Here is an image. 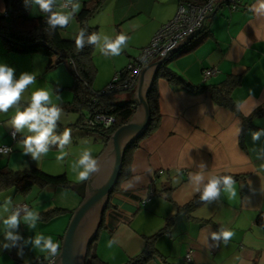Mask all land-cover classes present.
Listing matches in <instances>:
<instances>
[{
    "label": "crops",
    "instance_id": "crops-1",
    "mask_svg": "<svg viewBox=\"0 0 264 264\" xmlns=\"http://www.w3.org/2000/svg\"><path fill=\"white\" fill-rule=\"evenodd\" d=\"M85 1L79 0L80 7ZM179 2L104 1L91 18L97 17L99 22L95 25L89 22V25L96 27L101 36L113 38L117 34H126L128 41L119 56L106 57L111 63V72L99 76L100 70L95 66L94 90L107 86L111 75L123 69L141 48L149 44L155 31L173 18ZM255 3L256 0H239L238 8L233 11L219 6L204 21L207 34L203 40L169 63L171 70L194 86L218 87L229 78H236L238 83L230 93L231 106L215 103L207 89H192L183 82L157 79L159 124L129 153V174L118 183L116 179L92 235L96 238L90 247L91 254L104 264H124L143 250L151 236L158 254L146 264H262L264 261V159L257 158L254 151L264 147V136L255 142L251 138L252 131L264 128V113H255L264 106V16L249 11ZM30 14L34 18L43 13L32 6L28 10ZM0 16L7 17L4 0H0ZM78 30L79 23L74 17L62 35L73 38ZM5 40L0 32V63L14 67L16 77L28 72L36 76L35 83H44L45 79L44 88L52 93L53 101L58 105L73 100L74 77L68 63L48 66V56L11 49ZM208 68H214L216 73L203 80L202 71ZM31 88L30 85L22 96L21 108L26 106ZM111 100L114 103L129 100L136 112L137 104L131 98V90L117 94ZM14 113L15 108H12L8 113L0 114V146L11 148L7 154L0 153V170L17 173L37 168L50 175L64 174L71 185L65 189L32 184L22 191L1 180L0 210L8 199L14 206L25 203L39 213V220L34 230L21 224L20 234L25 238L37 233L51 236L61 248L72 214L83 201L71 188L82 183L75 179L71 164L83 149H91L97 159L108 143L104 146L99 134L75 125L79 112L63 110L57 133H62L65 128L71 130V143L65 149L69 155L63 162H58V149L53 146L47 155L34 161L23 153L22 140L28 133H17L15 139L10 135L12 129L7 126V121ZM242 117L250 118V121L245 123ZM238 129H241L239 135ZM201 162L209 172L232 175L237 195L229 198L222 191L218 201L202 202L185 209V205L199 194L193 192L189 174L196 172ZM150 190L154 195L142 204ZM107 202L109 207L103 213ZM55 209L61 211L50 218L45 216ZM102 215V226L99 227ZM221 227L233 231L234 235L226 245L221 242L217 247L211 241L210 233ZM0 240H3L2 225ZM109 241L114 243L109 246ZM187 251L191 253L190 263L184 260ZM40 256L45 255L30 248H25L23 257L17 255L15 248L0 250V264H24ZM86 261L89 259L84 260V264Z\"/></svg>",
    "mask_w": 264,
    "mask_h": 264
},
{
    "label": "clouds",
    "instance_id": "clouds-1",
    "mask_svg": "<svg viewBox=\"0 0 264 264\" xmlns=\"http://www.w3.org/2000/svg\"><path fill=\"white\" fill-rule=\"evenodd\" d=\"M24 3L28 8L38 7L39 11L46 15L49 32H54L57 28H67L80 9L79 0H61L59 3L58 0H24ZM249 11L258 16H264V0H256ZM86 33V28H80L74 36L77 50H83L86 45H93L104 56H119L128 41V36L123 33L115 38L107 35L101 36L96 32ZM15 71L14 67L0 63V114H6L9 109L15 108V113L7 121V126L13 130L14 136L16 133H28L22 140L24 155L30 156L34 161H39L47 155L51 147L55 146L58 149L56 160L63 162L69 155L65 149L71 143L72 136L68 128H65L62 133H57L63 109L53 101L50 92L43 88L32 91L30 98L26 101V106L21 108L22 96L28 87L35 83L36 76L22 72L19 77H16ZM240 131L241 129L237 130V135ZM261 136H264V128L251 132L254 142L260 140ZM254 151L257 158L264 159V147ZM71 170L77 181H88L94 173L99 171V162L93 157L91 149H83L79 157L72 162ZM177 172H180V169H177ZM136 180H139V177H136ZM189 182L193 192L199 193L200 200L206 203L218 201L222 191L228 194L229 198H235L237 195L236 181L232 175H217L209 172L203 162L198 165L196 172L189 174ZM38 220L39 213L29 206H14L11 199L5 201L0 210V225H2L3 233L0 250L15 248L17 255L23 257L25 248H30L44 254L45 259L57 257L60 253V244L51 236L37 233L25 238L20 234L21 224L34 230ZM233 235V231L223 227L210 233L211 241L217 247L221 242L226 245ZM207 239L206 237L205 240ZM112 243L114 241H109V246ZM49 264H53L52 260Z\"/></svg>",
    "mask_w": 264,
    "mask_h": 264
},
{
    "label": "trees",
    "instance_id": "trees-1",
    "mask_svg": "<svg viewBox=\"0 0 264 264\" xmlns=\"http://www.w3.org/2000/svg\"><path fill=\"white\" fill-rule=\"evenodd\" d=\"M104 1L105 0H87L82 3L78 13L75 15L79 23V29L86 28V34H91L92 32L97 33V28L89 25V19L101 8ZM4 2L7 9V17L0 16V32L7 39L5 40V43L11 49L24 52L35 51L48 56L50 58L48 66H53V64L58 62L68 63L71 74L74 77V82L71 86V89L74 92V98L71 102L64 103L59 106L65 111L79 112L80 116L75 125L79 124L81 128L99 134L103 138L105 146L108 143L111 134L117 128L126 124L135 112V107L129 100H125L121 103H114L111 100L117 94H126L129 91L104 90L106 86L102 89L94 90L92 84L96 75V67L93 61V51L95 46L86 45L83 50H77L75 47L74 37L67 38L62 35L65 28H57L54 32H49L47 30L48 26L46 24L45 14L34 18L29 17V8L25 7L24 0H4ZM196 34V38H192L187 45L178 49L158 65L154 80L152 81L146 94L150 117L149 123L147 127L140 132L123 150L121 168L117 177V183L120 179L129 174V153L138 146L140 140L151 134L159 124L160 114L158 91L156 86L158 78L162 77L167 81L174 83L183 82L192 89H207L215 103L222 106H231L229 103L230 93L238 83L236 78H229L218 87L210 85L194 86L169 68L170 61L199 44L207 33L205 32V28H203ZM143 48L140 49L139 54ZM139 54L137 56H139ZM124 68L118 72L122 73ZM95 113H104L109 115L113 118V122L109 126L96 122L92 125L87 124V120L91 119ZM255 113L263 114L264 106ZM242 119L245 123L250 121V118L247 117H242ZM1 180L5 181L7 185H16L17 188H20L22 191L29 189L32 184L51 185L65 189L69 188L71 185V182L64 174L50 175L37 168H33L27 172L17 173L0 170V181ZM202 202L203 201L200 200L198 194L191 202L186 204L184 208L191 209L198 206ZM108 207L109 205L107 202L103 213ZM60 211L61 210L55 209L45 214V216L50 218ZM102 219L103 215L100 220L99 227L102 226ZM95 238L96 235L92 238L87 247L86 259H89V261H86L87 263L85 262V264H104V262L95 254H91L90 247ZM152 239L153 236L147 238L143 250L137 255L128 258L124 264H146L151 259L156 257L158 253L153 245ZM38 259L47 260L45 259V256H40L35 258L33 261L26 262L24 264H31Z\"/></svg>",
    "mask_w": 264,
    "mask_h": 264
},
{
    "label": "water",
    "instance_id": "water-1",
    "mask_svg": "<svg viewBox=\"0 0 264 264\" xmlns=\"http://www.w3.org/2000/svg\"><path fill=\"white\" fill-rule=\"evenodd\" d=\"M197 29H194L189 35L185 34L166 53L149 61L140 70L135 88L131 90V98L137 104L135 114L130 121L111 134L105 150L97 158L99 171L94 173L88 181L71 187L83 198V201L72 214L62 239L60 253L52 261L53 264H84L87 246L96 231L103 205L119 174L123 150L149 123L146 92L154 71L157 65L169 55L182 48Z\"/></svg>",
    "mask_w": 264,
    "mask_h": 264
},
{
    "label": "built area",
    "instance_id": "built-area-1",
    "mask_svg": "<svg viewBox=\"0 0 264 264\" xmlns=\"http://www.w3.org/2000/svg\"><path fill=\"white\" fill-rule=\"evenodd\" d=\"M238 3L239 0H197L179 2L173 18L155 32L149 44L141 50L139 56L126 65L122 73L117 72L114 74L113 80L104 90H132L136 85L140 70L149 61L166 53L178 43L185 34L189 35L190 32L198 28L193 32L192 36H194L202 30L204 28L205 19L214 13L219 6H225L233 11L238 8ZM115 36L113 38H115ZM215 73L216 70L214 68L204 69L202 71V78L206 80ZM94 122L109 126L113 122V118L104 113H95L91 119L87 120V124L92 125ZM10 135L13 139L17 137V133L15 136L13 135V130L10 132ZM9 152H11L9 146H0L1 154H7ZM153 195L154 192L150 190L141 203H146ZM19 205L26 204L21 203L17 206ZM50 260L53 261V258H48L47 260L38 259L31 264H49ZM184 260L187 263L192 261L190 251L184 254Z\"/></svg>",
    "mask_w": 264,
    "mask_h": 264
},
{
    "label": "rangeland",
    "instance_id": "rangeland-1",
    "mask_svg": "<svg viewBox=\"0 0 264 264\" xmlns=\"http://www.w3.org/2000/svg\"><path fill=\"white\" fill-rule=\"evenodd\" d=\"M33 14H30L29 16L31 17ZM37 15H40V14H37ZM92 18V17H91ZM89 19V22L90 23H92V25H95L97 22H99V20L97 19V17H94L93 19ZM103 21V20H102ZM101 28H104V26L103 27H101ZM159 29V28H158ZM157 29V30H158ZM156 32V31H155ZM122 34V33H121ZM155 34V33H154ZM153 34V35H154ZM110 38H112V37H110ZM151 41V40H150ZM93 57H94V64H95V66L97 67V68H99V70H100V72H99V76H101L102 74H104V72H107V73H109V72H111V63H109V59H107L106 57L107 56H104V55H102L101 53H100V51H99V49L97 48V47H95V50H94V52H93ZM137 57V56H136ZM107 67H108V69H107ZM48 74V73H47ZM108 75V74H107ZM104 76V75H103ZM113 77H114V73L111 75V77H110V80H109V83L113 80ZM37 79V78H36ZM43 82L44 83H42V81H36V83H34V84H32L31 85V92L32 91H35L36 89H38V88H43V89H45L44 88V85H45V79L43 80ZM108 83V84H109ZM107 84V85H108ZM30 87V86H29ZM102 87H104V86H102ZM101 87V88H102ZM50 92V91H49ZM28 94H29V92H28ZM50 94H52L51 92H50ZM24 96H25V94H23ZM52 96V95H51ZM29 97V95H27L26 96V98H28ZM52 98H53V96H52ZM72 114H69V116H71Z\"/></svg>",
    "mask_w": 264,
    "mask_h": 264
}]
</instances>
